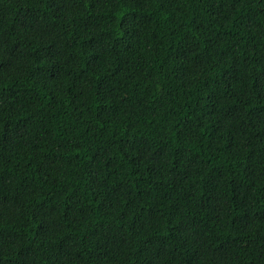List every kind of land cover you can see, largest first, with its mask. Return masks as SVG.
Segmentation results:
<instances>
[{
    "label": "trees",
    "instance_id": "1",
    "mask_svg": "<svg viewBox=\"0 0 264 264\" xmlns=\"http://www.w3.org/2000/svg\"><path fill=\"white\" fill-rule=\"evenodd\" d=\"M0 264H264V0H0Z\"/></svg>",
    "mask_w": 264,
    "mask_h": 264
}]
</instances>
